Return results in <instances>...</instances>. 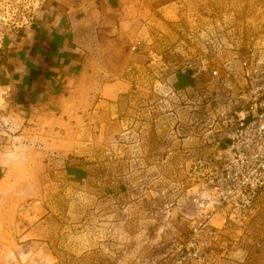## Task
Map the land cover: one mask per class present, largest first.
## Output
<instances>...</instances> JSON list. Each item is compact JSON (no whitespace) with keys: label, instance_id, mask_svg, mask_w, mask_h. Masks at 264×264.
<instances>
[{"label":"rangeland","instance_id":"1","mask_svg":"<svg viewBox=\"0 0 264 264\" xmlns=\"http://www.w3.org/2000/svg\"><path fill=\"white\" fill-rule=\"evenodd\" d=\"M46 1L0 0V264H264V195L207 252L189 204L219 140L206 134L205 100L225 94L211 72L264 46V0L82 13L72 77L34 104L9 58Z\"/></svg>","mask_w":264,"mask_h":264},{"label":"built area","instance_id":"2","mask_svg":"<svg viewBox=\"0 0 264 264\" xmlns=\"http://www.w3.org/2000/svg\"><path fill=\"white\" fill-rule=\"evenodd\" d=\"M140 42L131 51L139 49ZM227 72L214 68L211 78L224 93L205 100L209 111L207 135H219L212 143L216 155L197 162L199 184L191 187L190 241L201 236L202 249L218 242V231L231 219L253 211L264 195V46L252 44ZM222 91V90H221ZM196 169V168H195ZM218 221L221 227L213 223Z\"/></svg>","mask_w":264,"mask_h":264},{"label":"crops","instance_id":"3","mask_svg":"<svg viewBox=\"0 0 264 264\" xmlns=\"http://www.w3.org/2000/svg\"><path fill=\"white\" fill-rule=\"evenodd\" d=\"M122 4L121 0H47L41 20L26 30L9 58L17 98L34 104L53 100L79 59L74 44L82 13H121Z\"/></svg>","mask_w":264,"mask_h":264}]
</instances>
